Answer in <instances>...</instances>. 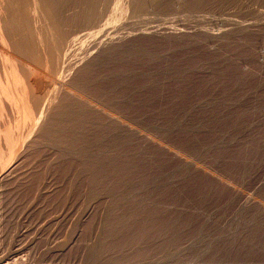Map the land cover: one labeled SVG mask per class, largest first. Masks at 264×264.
Segmentation results:
<instances>
[{"label":"rangeland","instance_id":"obj_1","mask_svg":"<svg viewBox=\"0 0 264 264\" xmlns=\"http://www.w3.org/2000/svg\"><path fill=\"white\" fill-rule=\"evenodd\" d=\"M107 1L74 31L91 33L84 59L29 138L20 111L10 121L20 131L8 137L27 142L12 159L0 142V261L264 264V0H144L136 10ZM84 68L98 79L85 92L98 105L76 117L85 130L71 129L74 118L65 127L74 146L51 143L43 133ZM110 122L132 133L129 157L113 153L131 168L91 181L83 158L93 148L82 142L99 128L110 135Z\"/></svg>","mask_w":264,"mask_h":264},{"label":"bare ground","instance_id":"obj_2","mask_svg":"<svg viewBox=\"0 0 264 264\" xmlns=\"http://www.w3.org/2000/svg\"><path fill=\"white\" fill-rule=\"evenodd\" d=\"M0 2V142L3 140L4 143H6L4 145L8 146L7 149H9L11 158L14 157V153L16 152L15 148L18 146H15V144L20 143L18 142L20 140L19 136H23L22 134L24 133L20 134V132H18L20 130L15 128L17 123L14 124L13 128V122L10 121L15 122L17 116H19L17 114H19L20 111L22 113V123L25 128H27V135L25 134L26 136H24L25 139L29 138L32 131H34L33 127H35L31 125V121L34 122L37 115L41 118L43 114L49 111L57 98V95L54 96L52 93L53 88L58 86L56 87L58 88V91L59 87L66 81L65 78L68 79V77L71 76L72 71L75 70L79 63L84 59L81 57L82 55L78 56L79 54H77V51L80 47H82L84 39H87L91 33L83 30L84 32H81L82 35H78L74 31L90 25L92 26V24L102 16L103 10L105 7L107 8L108 1L6 0V6L5 4H2V0ZM117 2L119 3V0H117ZM194 2L200 3V0H194ZM1 4L5 7L1 6ZM144 4V0H133V9H140L144 6ZM69 10L72 11V15L70 16H68L67 13ZM36 18L41 21L42 24H44L43 22L46 23L48 26L46 28H49L50 30L48 33L49 35L51 34L50 36L46 33L48 31L43 32L45 30L44 27H42L43 29H37L38 27L34 24ZM37 23L40 24V22ZM65 26L70 27V31H66L69 29H66L67 27L65 28ZM80 50H82V48H80ZM133 53H136V50H134ZM112 54L116 55L117 53L113 52ZM109 55H111V53ZM74 57L75 59H73ZM108 62L109 58L104 61L103 65L105 66ZM84 69L82 71L80 70L81 72L76 74V76H74L73 79L66 84L65 92L67 95L64 96L67 97H64L65 100L62 103L64 104L62 106L64 108H58L59 111L57 110L54 118L52 117L48 130L43 133L42 137L51 143L53 142L57 144L63 143L64 141L68 144L72 143L74 146L75 144L72 142V139L67 140L65 127L67 129L70 119L74 118L71 129L75 131L76 128L79 127V124L77 125V123L83 118L82 113H84L85 110L86 112L88 111V115L91 114V112L94 113L92 103L94 102V104H97V101L95 98L88 97L90 92L87 93L88 95H86L85 92H87V90L92 91L91 89L99 90L100 87L96 83L98 82V79L90 74L91 72H87L88 68ZM113 87H116V85ZM112 89L110 92L107 90L108 93L104 94V91L102 94L108 95L112 93ZM10 110L13 113L12 117L14 120H10L12 117L9 118L10 115H8L7 122H4V116L7 115L5 112ZM81 114V119L76 118ZM8 122L10 123L7 125ZM35 122L33 123L34 125L36 124ZM1 123H3V126H1ZM110 123L111 124L109 125L111 129L107 127L110 129V135H106L108 134L106 131L101 134V131L99 132V128L96 132L95 139H84L82 142L84 149L93 148V152L83 158V164L87 166V170L85 172L89 173L87 177L90 176V178H92L91 181L100 178V172H102L103 168L111 169L114 167L121 170L126 169L127 167L128 169L131 168L128 165L129 161L125 155L116 157L113 153H119L120 150L121 154H125L128 152L126 151L124 153L123 149L125 147H133L131 146L132 144L128 145L125 143V139L129 138L132 133L126 130L124 131V129H122L124 127L118 128L114 122ZM120 124L122 125V123ZM7 127L8 129L5 130ZM11 128L18 130L17 132L20 134L18 136L16 135L18 140L16 141L18 143L15 142V139L13 141L12 138L8 137V132L11 131ZM80 128L83 130L86 129L84 124ZM80 128H78L75 133L79 132ZM17 132L14 133L16 134ZM11 137L14 138V136ZM72 138H75V136ZM23 139L24 137L21 139L20 145L23 144ZM1 148L2 147L0 146V149ZM17 148H19V146ZM139 150L141 151L143 148H140ZM129 155L130 154L127 153V157H129ZM7 261L8 260L6 258H3V260L0 261V264H10Z\"/></svg>","mask_w":264,"mask_h":264}]
</instances>
